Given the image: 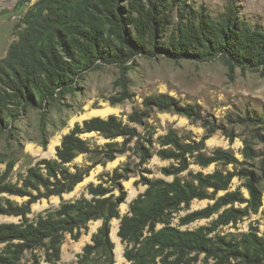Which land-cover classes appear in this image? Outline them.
Wrapping results in <instances>:
<instances>
[{
    "label": "trees",
    "instance_id": "obj_1",
    "mask_svg": "<svg viewBox=\"0 0 264 264\" xmlns=\"http://www.w3.org/2000/svg\"><path fill=\"white\" fill-rule=\"evenodd\" d=\"M38 0L24 16L25 28L19 33L7 56L3 59L5 73L0 76V89L11 99L23 105L45 108L47 104L64 97L75 89L76 82L85 72L105 63L118 64L123 72L131 68L126 64L136 54L155 56L163 54L178 60L183 57L196 61L221 58L231 69L264 65V31L254 29L243 21L234 5L229 2L218 18L204 7L196 8L184 0ZM177 14V22L173 12ZM172 33L166 37L168 29ZM2 84V85H1ZM3 86V87H2ZM7 96L0 90V120L7 116ZM122 100V99H121ZM119 101H113L115 104ZM144 106L150 110L173 108L177 113L202 119L206 134L199 140L179 137L173 131L162 137L156 154L176 163L162 168L163 178L144 177L147 185L130 204V210L120 216L119 207L125 202L127 192L123 185L126 174L115 169L106 173L108 179L98 184L90 183L91 198L82 197L64 202L47 216L29 220L31 205L51 196L73 191L89 173V168L67 167L80 153L91 152L90 144L81 134L97 131L108 139L135 136L136 129L116 115L86 119L63 137L57 147V159H41L20 178L21 183L7 181L13 168L8 164L0 176V193L28 197L22 204L9 199L0 201V214L19 216L20 222L0 223V264H21L25 251L45 249V261L57 264L61 259V245L66 233L79 240L82 230L88 229L92 220L102 219V225L92 236V243L79 254L78 264H88L92 256L101 253L105 264H114L115 243L111 239V219L121 218L118 236L127 244L124 256L132 264H196L204 254L203 264H230L239 260L246 264H264V238L257 230L244 234L240 239L209 236L220 225L236 221L248 210L257 211L262 205L260 179L254 171L212 173L190 170L195 163L207 167L212 163L231 164L238 158L230 151L216 149L204 152L206 140L218 129L233 142L235 133L201 117L197 107L182 106L166 93L148 96ZM146 113L133 111L129 121L142 123ZM262 123L257 117H246L238 122ZM244 139L243 156L246 159L261 157L264 170V151L257 154L252 138L264 144V136ZM131 138V137H127ZM150 143L152 140L149 141ZM116 143L106 145L113 150ZM152 157L149 148L142 147V161ZM106 158L113 160L114 153ZM188 171L186 177L180 176ZM247 178L250 197L240 191H227L213 204L194 210L180 217V225H187L202 218H210L228 204L247 203L244 210L227 208L211 225L196 229H181L171 225L175 212L188 209L194 199H212L220 190H228L234 176ZM110 183V185H106ZM114 190L119 193L115 194ZM210 190H212L210 192ZM158 224L163 226L157 228ZM32 264H41L40 257L32 255Z\"/></svg>",
    "mask_w": 264,
    "mask_h": 264
},
{
    "label": "rangeland",
    "instance_id": "obj_2",
    "mask_svg": "<svg viewBox=\"0 0 264 264\" xmlns=\"http://www.w3.org/2000/svg\"><path fill=\"white\" fill-rule=\"evenodd\" d=\"M38 0H0V76L5 73L3 59L9 53L14 42L18 40L19 33L25 28L24 16ZM131 0H125L124 4ZM188 5L196 8H206L212 16L218 18L224 12L227 4L234 3L240 18L250 24L252 28L264 31V0H184ZM173 17L177 22V14ZM171 26L166 34L168 37L172 31ZM126 64L131 68L123 72L116 63H105L94 70H88L84 76L76 82L75 89L64 97L47 104L45 108H37L34 105H23L7 96V116L0 120V176L6 170L8 164L13 168L7 181L21 183L20 178L27 170L35 166L41 159H57V147L61 145L63 137L71 132L77 125H83L84 120L100 116L107 118L116 115L125 124L136 129L135 136H121L116 139H108L102 133L93 131L81 134L90 144L91 152L80 153L75 159L67 164L71 170L75 166L89 168L88 175L78 183L73 191L58 196L42 198L31 205L29 220L54 213L62 203L87 197L90 183L98 184L102 179H108L106 173H113L115 169L126 174L123 180L127 197L119 207L120 216H124L130 210L131 202L140 193H144L147 185L143 183L144 177L151 179L163 178L168 181L174 176H166L162 168L176 163L174 160L161 159L156 151L161 147L162 137L170 132L179 137L189 139H201L206 134V127L202 119L190 118L177 113L173 108L160 110L157 107L148 110L144 106V100L148 96L166 93L173 97L179 105H192L201 117L213 121L218 126H223L228 132H234L236 138L233 142L227 135L218 129L205 142L204 152L211 154L216 149H224L232 152L238 162L224 164L223 162L212 163L207 167L191 163L190 170L204 173H212L216 170L223 172H238L242 168L254 171L260 179L259 187L262 191V205L257 211L248 210L244 216L226 225H220L209 236H224L227 239H240L244 234L257 230L259 236L264 238V170L261 166V157L246 159L242 152L244 139L264 136V65L255 67H235L231 69L219 57L204 61H196L183 57L178 60L167 58L163 54L149 56L143 53L134 55ZM2 85V84H1ZM3 87V86H2ZM122 99V100H121ZM113 104V101H119ZM115 107L117 111L107 115L100 114L99 110L107 107ZM133 111L146 113L142 123L129 121V115ZM249 115L263 121L256 123L238 122ZM131 137V138H127ZM59 139L54 150H51L52 142ZM152 140L150 143L149 141ZM108 142L116 143L113 150L106 145ZM252 145L257 154L264 151V144L252 138ZM150 149L152 157L142 161V147ZM107 153H114L115 158L109 160ZM188 171L180 176L186 177ZM247 178L236 175L228 190H220L213 195L212 199H194L188 209L175 212L171 219V225L181 229H196L204 225H211L220 213L227 208L246 209L247 203L235 202L223 206L218 213L210 218H202L187 225H180V217L186 213L202 209L213 204L227 191H240L245 198L250 197L246 186ZM106 185H110L107 183ZM130 191L134 196L129 199ZM212 190H210L211 192ZM115 194L119 192L114 190ZM10 200L13 203L22 204L28 197L0 193V201ZM123 204L126 207H122ZM111 219V232L114 226ZM20 222L19 216L0 214V223ZM102 219L92 220L87 230H82L79 240L72 238L66 233L61 245V259L57 264H78L79 254L83 253L86 244L92 243V236L102 225ZM158 224L157 228L162 227ZM119 230V229H118ZM120 238V237H119ZM113 240V239H112ZM114 248V264H132L125 256L127 244L120 238V253L124 257L122 261L117 259V243ZM5 244H0V249ZM40 257L41 264H52L45 261V249L39 248L33 251H25L21 264H32V255ZM88 264H105L101 253L92 256ZM204 254H201L196 264H203ZM156 264H162L157 258ZM230 264H246L239 260H232Z\"/></svg>",
    "mask_w": 264,
    "mask_h": 264
},
{
    "label": "bare ground",
    "instance_id": "obj_3",
    "mask_svg": "<svg viewBox=\"0 0 264 264\" xmlns=\"http://www.w3.org/2000/svg\"><path fill=\"white\" fill-rule=\"evenodd\" d=\"M114 111H117V109L115 107H111L110 106V107L104 108L102 110H99L97 112H99L102 115H107V114L112 113ZM58 142H59L58 138L52 142V146H51V150L52 151L54 150V147H55V145L58 144ZM134 193H135L134 191H130L129 199H131L134 196ZM122 207L125 208L126 205L123 204ZM118 229H119V221L117 219H114V226H113V229H112V239L117 243V248H116L117 259L119 261H122L124 259V257L120 253L121 243H120V238L118 236V231H119Z\"/></svg>",
    "mask_w": 264,
    "mask_h": 264
},
{
    "label": "water",
    "instance_id": "obj_4",
    "mask_svg": "<svg viewBox=\"0 0 264 264\" xmlns=\"http://www.w3.org/2000/svg\"><path fill=\"white\" fill-rule=\"evenodd\" d=\"M121 221V220H120Z\"/></svg>",
    "mask_w": 264,
    "mask_h": 264
}]
</instances>
